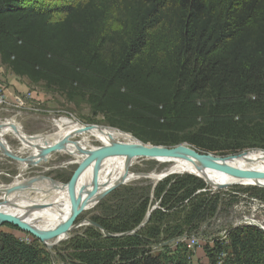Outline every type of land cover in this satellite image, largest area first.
<instances>
[{
    "label": "trees",
    "instance_id": "obj_1",
    "mask_svg": "<svg viewBox=\"0 0 264 264\" xmlns=\"http://www.w3.org/2000/svg\"><path fill=\"white\" fill-rule=\"evenodd\" d=\"M64 1L0 0V60L15 76L85 101L144 144L264 150V0ZM236 188L264 203V189ZM238 198L190 174L119 187L91 218L101 229L53 252L0 232V264H190L176 240ZM227 235L204 248L209 264H264L261 227Z\"/></svg>",
    "mask_w": 264,
    "mask_h": 264
},
{
    "label": "rangeland",
    "instance_id": "obj_2",
    "mask_svg": "<svg viewBox=\"0 0 264 264\" xmlns=\"http://www.w3.org/2000/svg\"><path fill=\"white\" fill-rule=\"evenodd\" d=\"M63 2L67 1L62 0V3ZM15 85L22 86L23 88L18 91ZM0 87H3L6 90H8V88H11L10 96L8 95L10 99L15 94H25L27 92L31 93L33 97L30 105L33 104L35 106V111H21L15 109L12 106L0 107V133L4 132V126L15 122L21 127L22 133L30 139H35L37 136H49L57 132L58 129L56 127L55 121H58L62 118L70 119L75 123H79L80 125L85 126L87 129L90 127H99L101 129L124 132L118 128H113L112 126H110L102 116L96 117L93 114L91 106L88 105L85 101H82L80 103L69 102L62 94L56 91L48 90L42 84L35 85L25 78H19L15 76L8 67L2 65L1 60ZM128 134L133 136L131 133ZM1 135L7 143L8 152L3 150L0 145V186H9L14 184L15 180L19 178L20 175L22 176V178L19 180H43L44 177H47L52 181H56L65 185L69 184L71 181L77 180L80 177V174L78 172L82 168V161L85 158L76 159L75 157L65 154L64 152L55 151L51 153L50 158L47 162L40 161V163L38 164L27 166L26 160L30 159L32 156L34 158L35 156V151L34 149H32V144L26 146L24 141L20 139L14 131ZM80 141V137H77L75 139V142ZM138 141L141 142L140 140ZM86 145L88 146V150L90 151H96L102 147H107V144L105 142H102L94 137L86 142ZM188 146L191 147L190 145ZM253 151L264 152V150ZM133 163V166L130 167V171L138 174L139 179L130 184H123L122 186H119L120 188L123 186H130L139 182H148L155 187V183L157 180L153 177L155 175L163 176L164 173L170 171V166L168 164H162L150 158L139 157L135 159ZM140 175L142 176L141 178ZM145 176H150L151 178H147ZM237 186L240 188L248 187L244 185ZM218 191L227 192L229 194L237 193L239 198L237 202L230 205V207L226 211L217 214L215 218H213L209 223L205 224L202 227L201 231L197 232V234L187 237L196 238L200 242V246L197 247L195 251H193V255H189L190 264H209L206 253L204 251V248L206 246H211L212 244H214L215 240L225 242L228 231L231 228L240 225V222L244 224L243 221H246L247 219L252 218L253 220L255 219V221L260 223L259 219L261 220L260 217L262 216V214H264V203L261 200L253 198L249 195V193L240 191L236 188V186ZM238 191H240V193ZM111 193L106 195L100 201V203L103 200L107 199ZM99 204H97L91 210L84 211L74 222L73 227L75 228L71 232H69L67 238L62 243L53 247H48L42 240L30 233L24 232L19 228H11L6 224L0 225V232L14 235L19 240H22L29 244L37 245L40 248L45 249L46 252L50 253L55 251V249L61 247L63 243L71 240L72 237L76 234L83 233V229L87 228L88 226H92L89 222H91L92 217L99 214L97 208ZM255 211L256 213H254ZM55 238L56 237H53L54 241ZM189 240H181V242H183L182 245H186L185 242H189ZM49 243L52 244L53 241ZM166 246H172V249L177 247L175 243L170 244L169 242L166 243Z\"/></svg>",
    "mask_w": 264,
    "mask_h": 264
},
{
    "label": "bare ground",
    "instance_id": "obj_3",
    "mask_svg": "<svg viewBox=\"0 0 264 264\" xmlns=\"http://www.w3.org/2000/svg\"><path fill=\"white\" fill-rule=\"evenodd\" d=\"M56 122L57 132L49 136H37L35 139H30L22 133L21 127L13 122L4 126V132L0 133V143L7 149V143L3 139L1 134H7L8 132H15L17 136L22 139L26 146L32 144L35 156L34 159H30L28 163L37 164L41 162H47L50 158L51 151L59 150L68 154L76 159L85 158L89 155L88 142L92 137L105 142L107 146H119L123 144H138L139 141L128 133L101 129L99 127L86 128L85 126L75 123L67 118H62ZM2 129V130H3ZM80 137V142H75V139ZM152 159V158H150ZM162 164H168L169 170L176 173H191L197 176L208 175L216 184H226L229 182H243L247 185H261L264 186V181H240L233 179L230 173L222 170L210 160L199 161L198 167L191 160L187 158H165V159H152ZM232 167L246 170V171H259L264 172V152H249L243 154L236 159L227 161ZM133 163V162H132ZM134 164V163H133ZM131 164V167L133 166ZM27 166L28 165L26 163ZM202 169V170H199ZM168 170V171H169ZM162 175H155L153 178L161 177ZM44 177V176H39ZM22 176L15 180V183L9 186H0V201H17L23 206L36 205L39 207H48L51 205H59V207L49 213H35L32 217L26 218L21 216L22 213L15 207H3L0 209V218L11 217L17 222L41 236L48 243L53 241L52 237L61 239L64 237L63 230L54 232V236L48 239L47 231L49 228L56 227L65 222H69L73 211L81 206L83 203L87 205V211L96 206L100 196L109 190L114 185L121 183L130 184L139 179L138 174L130 171L128 166L127 157L120 154L114 155L107 159L101 169L99 180L93 190L81 201L74 205H70L68 201L67 187L65 184H55L54 181L47 177L44 179L34 180H19ZM90 173H88L86 179L82 180L83 183H88L90 180ZM56 182V181H55ZM58 183V182H56ZM17 186H21L23 189L19 191H11ZM48 239V240H47Z\"/></svg>",
    "mask_w": 264,
    "mask_h": 264
},
{
    "label": "water",
    "instance_id": "obj_4",
    "mask_svg": "<svg viewBox=\"0 0 264 264\" xmlns=\"http://www.w3.org/2000/svg\"><path fill=\"white\" fill-rule=\"evenodd\" d=\"M0 145H1L3 150L8 152L7 149H4V147L2 146L1 143H0ZM55 151H59V150L55 149V150L51 151V153L55 152ZM88 152H89V155H87L85 157V159L82 161L83 166L80 169V171L78 172L80 174V177L77 180L71 181L69 184L66 185L67 194H68V201H69L70 205H74V204L78 203L79 201H81L83 199V197L87 196L93 190V188L98 183L99 175H100L101 169H102L105 161L107 159H109L110 157L117 155V154H120L122 156H126L128 166H130V167H131L132 162L139 157L152 158V159H165V158L171 159V158H175V157L187 158V159L191 160L193 163H195V165L197 167L199 165V161L210 160L215 165L220 167L222 170L226 171L227 173H230L231 177L233 179H237V181L238 180H240V181H248V180H250V181H264V172L241 170V169L230 166L227 162L229 160L236 159L243 154H247L249 152H256V151L243 152L242 154L233 155V156H216L213 154H208V153L196 151L195 149L189 147L187 144H182V145L175 146V147H164V146H154V145H149V144H144L142 142H139L138 144H123V145H119V146H107V147H102L96 151H90L89 150ZM30 159H34L33 156ZM30 159H27L26 163L28 165H35V164L28 163ZM199 170H202V169L199 168ZM88 173H90L91 179L89 180L88 183L85 182L82 184V180L84 178L86 179ZM173 174L194 175L191 173H176V172L169 171L167 173H164L163 176L160 177L159 179H156L157 181L155 183V186L159 182L163 181L164 179L168 178L169 176H171ZM194 176L202 179L211 189H213V191L214 190L215 191L223 190V189L231 188V187H234L237 185H244L245 186V184L243 182H229L226 184H216L215 182H213V180L208 175H202V176L194 175ZM141 177L142 176L140 175V178ZM145 177L151 178L150 176H145ZM54 183L59 185V182L56 183L54 181ZM122 185H123V181L121 183L114 185L109 190L104 192L100 196L96 205L99 204L100 201L106 195L113 192L115 189H117L119 186H122ZM247 186L248 187H258V188L264 189V186H261V185H247ZM22 189L23 188L21 186H17L14 189H12L11 191L16 192V191H19ZM8 206L15 207L19 211V213L24 212V213H22L21 216L26 217V218H30L35 213H39V212H42L45 214L49 213V212H53L59 207V205H57V204L51 205L48 207H39L36 205L26 207V206L21 205V203H19L17 201H3V202L1 201L0 202V209H2L3 207H8ZM156 208L157 207H155L153 210H155ZM86 209H87V205L83 203L81 206H79L78 208H76L73 211L70 219L68 220L69 222H65V223L60 224L56 227L48 229L46 238H48L49 240L53 238L52 236H54V232H57L58 230H63V233H64V237H62L61 239H56L52 244L47 243V241L45 239H43L41 236L36 234L34 231L21 226L17 222V220H15L11 217L0 218V225L1 224L13 225L16 228L23 230L24 232H27V233H30V234L36 236L37 238L42 240L48 247H53L55 245L62 243L67 238L69 232H71L75 228V227H73L74 222L78 219V217L84 211H86ZM150 216H151V212L148 214L146 222L141 227H144L146 225V223L150 219ZM89 223L93 226H96L97 228H100L99 225L94 224L92 221ZM250 223H252L251 225L261 227V224L255 220L251 221ZM262 229H264V228H262ZM136 231H138V230H136ZM105 235L107 237H111V235L106 233V232H105ZM49 237H52V238H49Z\"/></svg>",
    "mask_w": 264,
    "mask_h": 264
},
{
    "label": "built area",
    "instance_id": "obj_5",
    "mask_svg": "<svg viewBox=\"0 0 264 264\" xmlns=\"http://www.w3.org/2000/svg\"><path fill=\"white\" fill-rule=\"evenodd\" d=\"M32 97H33V95L31 93L27 92L25 94H15L10 99L7 92H6V89H4L3 87H0V107L12 106L15 109L21 110V111H27V110L35 111V108H34L35 106L33 104L30 105ZM263 206H264V204H263ZM254 213H256V211ZM251 221H253L252 218L247 219L246 221H243L244 224L242 222H240V225H237L235 227H238L241 225H251L252 224V223H250ZM261 227L264 228L263 225H261ZM186 239L187 240L190 239L189 242H185V244H186L187 248L193 253V251H195V249L200 246V244H199L200 242L196 238L183 237V238L177 239L176 244L183 243V242H181V240L186 241ZM228 241L229 240H228V235H227L225 243H228ZM171 243H173V242H171Z\"/></svg>",
    "mask_w": 264,
    "mask_h": 264
},
{
    "label": "crops",
    "instance_id": "obj_6",
    "mask_svg": "<svg viewBox=\"0 0 264 264\" xmlns=\"http://www.w3.org/2000/svg\"><path fill=\"white\" fill-rule=\"evenodd\" d=\"M16 86V89H18V91L23 88L22 86H19V85H15ZM10 90L11 88H8V90H6L7 94L10 96ZM26 91V90H25ZM20 92H23V91H20Z\"/></svg>",
    "mask_w": 264,
    "mask_h": 264
}]
</instances>
